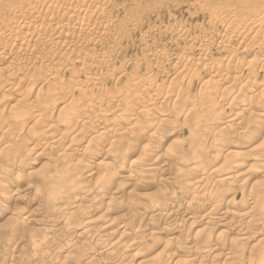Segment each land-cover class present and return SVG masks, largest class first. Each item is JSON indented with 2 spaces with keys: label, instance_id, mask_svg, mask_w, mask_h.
<instances>
[{
  "label": "bare ground",
  "instance_id": "bare-ground-1",
  "mask_svg": "<svg viewBox=\"0 0 264 264\" xmlns=\"http://www.w3.org/2000/svg\"><path fill=\"white\" fill-rule=\"evenodd\" d=\"M141 7L0 0V264H130L171 232L137 264H264V0H195L121 60Z\"/></svg>",
  "mask_w": 264,
  "mask_h": 264
},
{
  "label": "rangeland",
  "instance_id": "rangeland-1",
  "mask_svg": "<svg viewBox=\"0 0 264 264\" xmlns=\"http://www.w3.org/2000/svg\"><path fill=\"white\" fill-rule=\"evenodd\" d=\"M144 1V2H143ZM194 1L195 0H140V3H141V8L140 9H138L137 10V12L135 11V12H133L131 15H133L132 17L133 18H135V20L137 21H135L134 23L137 25V28H138V30H137V28L135 27V24L133 23V30L132 29H130L131 27H129L128 29H127V31H129V38L131 37V40H127V39H122L121 41H119V44L121 45L120 46V48H121V51H122V53H121V55H120V59L121 60H125V61H128V62H132V61H134L135 59H137V58H140V56L139 55H141L142 56V54L143 53H141V52H144V50H143V47H144V44L141 42L143 39H144V37H145V32L147 33V32H151V30H156L157 29V27H159V25L161 26V25H164V26H167V25H174V24H176V23H188V22H190V23H188V24H192V25H195L197 22H202V20H203V17L202 16H195L194 14H193V12H194V9H192V8H194L193 6H194ZM193 2V3H192ZM144 3V4H143ZM148 4V5H147ZM147 6V7H146ZM192 6V7H191ZM153 7V9H151ZM144 8V9H143ZM142 9H143V11H142ZM149 9V10H148ZM152 11H151V10ZM142 12H141V11ZM146 10V11H145ZM143 12H145V13H143ZM139 13H141V14H139ZM139 14V16H137ZM191 14V15H190ZM124 14H122L121 16H123ZM193 15V16H192ZM139 17H141V18H139ZM202 18V19H201ZM138 20H140V22H141V24L142 25H140V23H139V21ZM184 20V21H183ZM197 21V22H196ZM194 22H195V24H194ZM139 23V24H138ZM174 23V24H173ZM134 27H135V29H134ZM145 28V29H144ZM132 30V31H131ZM148 30V31H147ZM141 31V32H140ZM156 32H157V30H156ZM141 35H142V37H141ZM135 36V37H134ZM165 40V41H164ZM162 42L164 43L163 45L164 46H166L165 44H167V42H168V39H164ZM137 42V43H136ZM127 43V44H126ZM133 43V44H132ZM129 45V46H128ZM132 45H134V46H132ZM123 46V47H122ZM125 48V49H124ZM123 49V50H122ZM131 49V50H130ZM125 50V51H124ZM129 52H128V51ZM142 50V51H141ZM127 54V55H126ZM132 54V55H131ZM130 55H131V57H130ZM128 56V57H127ZM136 57V58H135ZM117 65H119V62L117 63ZM131 65V66H130ZM96 69V68H95ZM137 67H135L132 63L131 64H129V65H127V67H126V72H127V74L129 75V76H133L134 74H135V72L137 71ZM97 70V69H96ZM95 70V71H96ZM102 71H106V69H101ZM100 70V71H101ZM103 72V73H104ZM132 73V74H131ZM134 73V74H133ZM168 77V76H167ZM206 79V78H205ZM205 79H202V77L200 78V79H198V80H196L195 79V81L193 82V86L196 88V87H198V85H200L201 83H203V81L205 80ZM197 89V88H196ZM235 106H233V110H236V109H234V108H239V106H237V104H234ZM237 106V107H236ZM231 108H228V106L227 107H225V111L224 112H226V113H230L231 112V110H230ZM232 110V111H233ZM229 111V112H228ZM233 113V112H232ZM45 161L44 160H39L38 161V163L36 162V164L34 165V166H38V167H40V165L42 164V163H44ZM38 167H35V168H38ZM151 184L152 183H154L153 185H156V184H158V181L157 180H152L151 182H150ZM252 185V184H251ZM251 185H250V187H251ZM151 187H152V185H151ZM153 189V190H152ZM152 189H150L149 188V190H139L138 192H137V194H139L140 195V197H149L150 195H152L153 193L154 194H157L156 192H157V190H154V189H156V187H154L153 186V188ZM140 192V193H139ZM238 200H240V196L238 197ZM62 205V204H61ZM26 208H29V207H27V206H30V208H31V206H33L34 207V205L32 204H28V205H24ZM101 207V206H100ZM99 207V208H100ZM108 206H105V205H103V207H102V209L100 210L99 209V211L98 212H96L95 214H92V215H90L89 216V218L90 217H95L94 219H100V217L101 218H103L104 217V215L105 214H107V216L105 215V217H106V219L104 218V219H102V220H105V221H111V223H112V221H113V219L114 220H117L118 218H120V217H118V214L119 215H121V212L118 210V211H116V210H114L113 211V209L112 208H110V209H108L107 208ZM111 211V209H112V213L111 212H109L108 213V211ZM106 210V211H105ZM30 212V210L29 209H27V211H26V213L27 212ZM24 214V218H27L26 219V221L28 220V219H30L31 217L29 216L30 214ZM116 215H115V214ZM109 214V215H108ZM26 216V217H25ZM110 216V217H109ZM114 216V217H113ZM113 217V218H112ZM110 218V219H109ZM112 219V220H111ZM30 220H32V218L30 219ZM101 220V219H100ZM29 222V221H28ZM115 221H113V224H112V226L111 227H113L114 226V223ZM182 223H181V226H179V227H177L176 229L177 230H181L182 229V226L183 227H185V225L186 226H189V225H192L191 223H194V220H186V222H185V219L184 220H182L181 221ZM144 224H146V222L144 221L143 222ZM143 223H141L142 225H140L141 227L142 226H144L143 225ZM117 224V223H116ZM166 224H169V225H172L173 224V222H172V224L170 223V221H169V223H166ZM195 225V224H194ZM75 226V225H74ZM166 226V225H165ZM85 226H76V227H73V228H71V230L69 231V233L72 235V236H76V235H79V234H81L82 232H83V228H84ZM174 227V226H173ZM180 228V229H179ZM176 230V231H177ZM113 231H116L115 229L113 230ZM112 233H114V232H112ZM116 233H117V231H116ZM116 233H114V234H116ZM57 235L58 234H60V232H57L56 233ZM114 236H116V235H114ZM112 236H110L109 238H111ZM176 237H179L178 236V232H171V234H168V235H164V236H161V238L159 239L160 240V242H161V244L159 245V247H158V249H156V250H153V251H150L149 249H148V244L147 243H143V244H141V246L138 248V251H139V255H136V260H134L133 262H136V264L139 262H144V261H148V260H150L151 258H153V256L156 254H159L161 251H162V248L168 243V245H173L177 240H176ZM178 239V238H177ZM165 244V245H164ZM161 247V248H160ZM147 249L150 251V253H149V251H147ZM156 251V252H155ZM153 252V253H152ZM133 253H136V252H132V254ZM131 254V253H130ZM138 254V253H137ZM155 257V256H154ZM71 262L72 261H70L69 262V264H71ZM112 262V263H111ZM131 263V262H129V261H126L125 263H130V264H135V263ZM76 263H78V264H83V263H79V262H76ZM114 262L113 261H108L107 262V264H113ZM172 264H175L174 262H172Z\"/></svg>",
  "mask_w": 264,
  "mask_h": 264
}]
</instances>
